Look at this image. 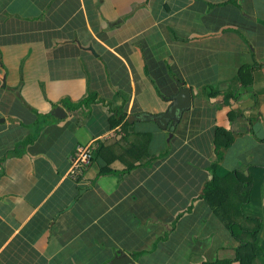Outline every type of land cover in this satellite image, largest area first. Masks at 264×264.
Here are the masks:
<instances>
[{
  "label": "crops",
  "instance_id": "1",
  "mask_svg": "<svg viewBox=\"0 0 264 264\" xmlns=\"http://www.w3.org/2000/svg\"><path fill=\"white\" fill-rule=\"evenodd\" d=\"M182 88L192 97L182 114L145 119ZM0 119V264H104L118 251L133 264L233 258L238 242L199 198L217 127L234 137L221 183L248 191L231 213L256 220L252 264H264V0H0ZM79 143L95 148L80 179ZM105 165L114 171L99 173ZM141 194L160 211L115 233ZM183 223L200 246L169 248Z\"/></svg>",
  "mask_w": 264,
  "mask_h": 264
},
{
  "label": "trees",
  "instance_id": "2",
  "mask_svg": "<svg viewBox=\"0 0 264 264\" xmlns=\"http://www.w3.org/2000/svg\"><path fill=\"white\" fill-rule=\"evenodd\" d=\"M84 105H87L88 101L83 100L81 102ZM129 124V123H126ZM40 125V123L38 124ZM38 127V126H37ZM43 127H39V131ZM233 134L222 127H217L215 129V136H214V144H215V153L218 157L217 161L212 162L209 168V175L210 179L205 183L201 190V194L199 198H203L216 212L220 220L226 225V227L230 230L231 236L238 242V247L235 249V256L233 258H217L212 262H208L206 264H233L239 262L240 264H252L254 258L256 257L255 251L260 249L259 248V230L252 231L251 228L242 227V225L246 222H256V220L251 219L249 217H243L239 215L236 217L231 214H228V209L231 208L230 201L233 202V198L235 196H239V192L242 194L239 196H244L247 199L248 191L241 189V185L239 184H226L221 183L220 174L218 172L220 168V160L223 150L233 142ZM155 158V157H154ZM152 158V159H154ZM156 159V158H155ZM131 166V165H130ZM136 167L135 165H133ZM132 168L126 169V171L132 170ZM99 173H110L112 170L108 165L99 167ZM84 171V169H83ZM82 171V172H83ZM83 174V173H82ZM81 174V176H82ZM81 176L79 175L78 178L80 179ZM239 205L241 206L242 203ZM180 218H177L179 220ZM258 222V221H257ZM258 227L260 224L258 223ZM144 251L143 253H145Z\"/></svg>",
  "mask_w": 264,
  "mask_h": 264
},
{
  "label": "rangeland",
  "instance_id": "3",
  "mask_svg": "<svg viewBox=\"0 0 264 264\" xmlns=\"http://www.w3.org/2000/svg\"><path fill=\"white\" fill-rule=\"evenodd\" d=\"M86 101H88V99L86 100ZM9 118H11V116L9 117ZM12 119H15V120H17L18 122H20V123H22L21 121H22V119H21V115H16V114H13L12 115ZM152 125H155L154 123L152 124ZM154 128H155V126H154ZM155 130V129H154ZM161 130V129H160ZM158 131V129L157 130H155V133H148L147 134V137L150 135L152 138H149L150 139V141H151V146L153 147V146H155V147H153L154 148V150H159V148H158V144H159V142H158V140H159V136L162 134L161 132L162 131ZM134 135H139V133H135ZM134 135L132 136V137H134ZM169 136H172V132H170V135ZM166 137V136H165ZM165 139V138H164ZM164 139H163V141H164ZM200 140V139H199ZM123 144H128V145H133L132 143H131V141H130V139L129 138H124L123 139ZM127 142H129V143H127ZM115 149H117V148H115ZM153 150V151H154ZM137 178V177H136ZM136 178H134V179H136ZM187 191H184V193H186ZM85 205L87 206V205H89V203L87 202V203H85ZM85 206V207H86ZM125 207H126V205H124V206H122L121 207V211H122V214H121V217H120V219H117V221L115 222V225H116V229L114 230V232L115 233H117V227L119 228V232H122V233H128V231H130V229H132V226H130V227H128L129 226V224H128V222H132V218H134V216H137L138 218H140V217H142V214H146V212H148V211H152V212H150L151 213V216H152V214H155L156 212H159L160 210H157L158 208H159V203L158 202H153V201H150V196H147L146 194H141V198L138 200V201H135L134 202V204H133V208H132V210L131 211H126L125 210ZM227 210H228V214H231V210L230 209H228L227 208ZM193 211V209H190V211H189V213H191ZM232 212H233V210H232ZM188 214V213H187ZM216 214V213H215ZM150 216V217H151ZM127 217V218H126ZM216 217L218 218V215L216 214ZM129 218V219H128ZM178 217H176L174 220H173V222L177 219ZM181 220H182V218L180 219V221L179 222H181ZM155 220L154 219H149L148 220V225H150L152 222H154ZM178 222V223H179ZM216 220L215 219H213L212 221H211V223L213 224H216ZM128 227V228H127ZM242 227H246V228H251V230L252 231H255V230H257V229H255L256 228V226L254 225V224H250L247 220H246V222L242 225ZM135 230H137L138 232L137 233H135L134 235H132L130 238L133 240V242H135L137 239V237H139L140 236V233L142 232L140 229H139V227H138V225H135ZM187 231H186V225L183 223L180 227L178 226V228H177V233L173 236V237H169L168 239H167V242L169 243V248H171V247H173L175 244H177V243H182L183 242V244H185V249L186 250H188L189 251V248L192 246V244L193 245H196L197 243H198V240L197 241H195L194 239H193V236L192 235H189V236H187V237H185L184 236V234L186 233ZM194 241H195V243H194ZM112 241H110V238L109 239H105V241H103V244H105V245H107V246H105L104 248V250L102 251V253H103V255H106V253H111V249L113 248V247H115V245H113L112 243H111ZM151 244V243H150ZM150 244H147V246H149ZM206 244V243H205ZM142 244L141 243H137L136 245H134V246H141ZM198 245L200 246V244H197L196 245V247H198ZM208 245V244H207ZM206 248L207 247H204V251H206V252H209L210 250L208 249V250H206ZM262 248V247H261ZM260 248V249H261ZM260 249H258V250H256L255 251V253H257L258 251H260ZM164 252H166V250L164 249L163 250V253ZM161 262V260H159V259H155V260H152L151 262H150V264H159Z\"/></svg>",
  "mask_w": 264,
  "mask_h": 264
},
{
  "label": "water",
  "instance_id": "4",
  "mask_svg": "<svg viewBox=\"0 0 264 264\" xmlns=\"http://www.w3.org/2000/svg\"><path fill=\"white\" fill-rule=\"evenodd\" d=\"M179 102L182 104L181 106L178 104ZM191 102H192L191 91L189 89L182 88L179 94L173 97L172 103L167 109L166 113H163V115H148L145 117V119L156 120L157 123L161 125L162 116H169L171 114L175 115L176 111H179L182 114L184 110L188 106H190ZM2 120L3 119H0V121ZM128 263L133 264V260L122 251H118L114 256V258H112L110 261H107L104 264H128Z\"/></svg>",
  "mask_w": 264,
  "mask_h": 264
},
{
  "label": "built area",
  "instance_id": "5",
  "mask_svg": "<svg viewBox=\"0 0 264 264\" xmlns=\"http://www.w3.org/2000/svg\"><path fill=\"white\" fill-rule=\"evenodd\" d=\"M94 146L90 144L79 143L71 156L72 168L71 177H78L83 173V169L90 163L94 154Z\"/></svg>",
  "mask_w": 264,
  "mask_h": 264
}]
</instances>
